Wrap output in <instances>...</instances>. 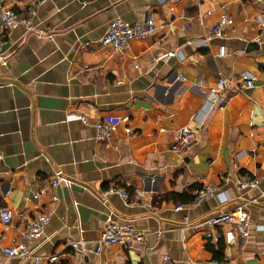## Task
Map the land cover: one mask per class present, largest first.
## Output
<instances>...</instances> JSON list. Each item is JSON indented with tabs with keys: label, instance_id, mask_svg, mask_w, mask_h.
I'll list each match as a JSON object with an SVG mask.
<instances>
[{
	"label": "crops",
	"instance_id": "0c3cea01",
	"mask_svg": "<svg viewBox=\"0 0 264 264\" xmlns=\"http://www.w3.org/2000/svg\"><path fill=\"white\" fill-rule=\"evenodd\" d=\"M11 6L32 27L0 28V207L13 214L8 226L0 222V264H28L6 259L2 249L20 240L37 213L49 215L34 251L43 257L39 264H79L69 242L93 245L108 219L145 230L146 241L106 246L87 264H264V180L255 188L236 184L264 171V0H11ZM222 14L232 22L222 37L210 36ZM148 16L162 27L147 39L122 51L101 44L111 20ZM243 73L255 77V86L227 91L223 106L210 108L206 85ZM108 114L128 117L131 132L121 125L97 140L93 123ZM184 127L196 140L178 153L174 137ZM57 170L72 184L52 185ZM112 186L126 189L128 200L109 193ZM207 186L212 194L192 204ZM237 206L249 215L246 238L237 219L194 228ZM51 255L55 261L44 260Z\"/></svg>",
	"mask_w": 264,
	"mask_h": 264
},
{
	"label": "built area",
	"instance_id": "2783aa9c",
	"mask_svg": "<svg viewBox=\"0 0 264 264\" xmlns=\"http://www.w3.org/2000/svg\"><path fill=\"white\" fill-rule=\"evenodd\" d=\"M40 1L38 4H41ZM36 11V10H35ZM35 11L32 14H35ZM232 19L227 14H222L220 21L216 23L210 29V36L222 37L224 25L230 24ZM19 24H24L26 27L31 28L30 21L20 16L11 6V0H0V28L11 29ZM259 24L264 30V19L259 20ZM161 25H157L154 22L152 16H148L144 21H138L130 23L121 18H115L110 21L108 28L101 38V44L104 46H111L117 51H122L128 48L129 43L134 39H147L153 33L157 31ZM161 37L157 43L161 41ZM175 52H169L163 55V59H168ZM0 60L4 61V57L0 56ZM185 80L184 78H182ZM255 86V77L249 73H243L239 78H231L224 75L218 77V79L210 84L206 85L207 99L206 103L210 108L216 109L223 106L222 94L230 91L233 93L242 92L245 89L253 88ZM211 110V109H210ZM262 115V128L264 130V107L261 109ZM71 118H78L83 123L88 121L85 114L69 115ZM197 119V116L195 117ZM128 117H119L116 115H104L99 120L93 123L96 130V139L105 140L112 137V135L118 130L121 125H125L124 129L126 133H130L131 129L127 125ZM196 140V133L189 127H184L178 131L174 137L173 150L181 153L189 148ZM2 155L0 154V160ZM52 185H58L60 183L72 184L71 179L65 177L61 170H57L51 177ZM264 180V171L260 178H247L237 180V187L240 189L255 188L259 184V180ZM212 188L207 186L196 190V196L192 204H199L206 196L212 194ZM109 193L119 194L124 201L129 198L128 191L124 188L112 186L108 189ZM260 197L264 200V188L261 190ZM185 205H178L176 209H183ZM13 217L12 211L5 207H0V222L8 226ZM237 219L240 222L238 228L239 237L246 238L249 234V215L243 209L242 206H237L231 211H221L206 218L201 223L195 225L194 228L200 227H215L222 222H230ZM49 222V215L44 213H37L30 221L25 225L24 230L20 234V240L11 246L4 247L3 253L6 259H19L28 260V264H39L43 261V257L34 254L35 249L41 245V239L44 234V229ZM264 229V227H262ZM146 231L143 229H137L130 224H121L114 219H108L105 222L99 238L93 245H89L88 242L82 240H72L69 242V246L74 250V254L80 257L79 264H87L90 254H100L106 246L113 245L115 243H127L131 247L143 245L146 241ZM235 236V233L230 231L227 233V239L231 240ZM183 237V236H182ZM218 237V235H217ZM57 257L51 255L44 259L47 262L55 261ZM169 256L165 255L164 260H168ZM213 264H229L228 261H214Z\"/></svg>",
	"mask_w": 264,
	"mask_h": 264
},
{
	"label": "trees",
	"instance_id": "16d2710c",
	"mask_svg": "<svg viewBox=\"0 0 264 264\" xmlns=\"http://www.w3.org/2000/svg\"><path fill=\"white\" fill-rule=\"evenodd\" d=\"M188 195V196H187ZM186 195V199H187V201H189V200H192L193 199V196H191V195H189V194H187ZM222 245L220 246V248H219V251L217 252L218 253V255H219V253L221 252V250H222ZM217 255V256H218ZM218 257H220V256H218Z\"/></svg>",
	"mask_w": 264,
	"mask_h": 264
}]
</instances>
